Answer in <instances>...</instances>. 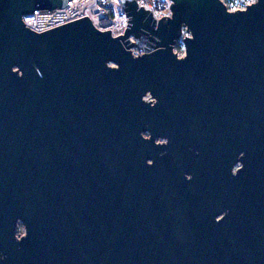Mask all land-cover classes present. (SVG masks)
Instances as JSON below:
<instances>
[{"label":"water","instance_id":"1","mask_svg":"<svg viewBox=\"0 0 264 264\" xmlns=\"http://www.w3.org/2000/svg\"><path fill=\"white\" fill-rule=\"evenodd\" d=\"M72 1L0 0V264H264V0Z\"/></svg>","mask_w":264,"mask_h":264},{"label":"built area","instance_id":"2","mask_svg":"<svg viewBox=\"0 0 264 264\" xmlns=\"http://www.w3.org/2000/svg\"><path fill=\"white\" fill-rule=\"evenodd\" d=\"M135 2L139 8L142 6L144 10L150 11L156 21L172 15L171 0H135ZM85 16L98 30H110L113 37L124 35L128 24V16L126 17L121 0H74L64 8H56L53 12L24 15L22 21L29 29L40 32ZM129 40L134 41L132 36ZM130 50L133 56L143 53V50L136 47Z\"/></svg>","mask_w":264,"mask_h":264},{"label":"rangeland","instance_id":"3","mask_svg":"<svg viewBox=\"0 0 264 264\" xmlns=\"http://www.w3.org/2000/svg\"><path fill=\"white\" fill-rule=\"evenodd\" d=\"M253 1L254 0H245V3H246L245 5H247ZM223 2L225 3V5L227 6V8L229 10H236V9H242L243 8V4L239 3L238 1L223 0ZM174 52H176L179 57L184 55V46H183V43L181 40H178L176 42V44L174 46ZM144 135L147 136V134H144ZM157 141L162 142L164 140L159 139ZM17 232H18V234L23 233V227H22L21 223L18 224Z\"/></svg>","mask_w":264,"mask_h":264},{"label":"trees","instance_id":"4","mask_svg":"<svg viewBox=\"0 0 264 264\" xmlns=\"http://www.w3.org/2000/svg\"><path fill=\"white\" fill-rule=\"evenodd\" d=\"M229 1H238L239 3L243 4V6H245V0H229Z\"/></svg>","mask_w":264,"mask_h":264}]
</instances>
